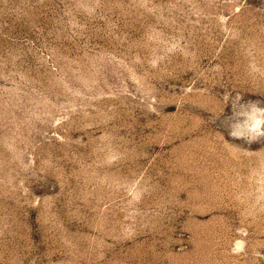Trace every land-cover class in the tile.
<instances>
[{
  "label": "rangeland",
  "instance_id": "obj_1",
  "mask_svg": "<svg viewBox=\"0 0 264 264\" xmlns=\"http://www.w3.org/2000/svg\"><path fill=\"white\" fill-rule=\"evenodd\" d=\"M0 264H264V0H0Z\"/></svg>",
  "mask_w": 264,
  "mask_h": 264
}]
</instances>
